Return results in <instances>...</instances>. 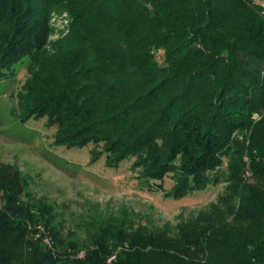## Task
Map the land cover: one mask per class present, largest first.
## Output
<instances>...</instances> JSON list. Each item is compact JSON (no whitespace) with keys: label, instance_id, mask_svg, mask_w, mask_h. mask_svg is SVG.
Here are the masks:
<instances>
[{"label":"trees","instance_id":"1","mask_svg":"<svg viewBox=\"0 0 264 264\" xmlns=\"http://www.w3.org/2000/svg\"><path fill=\"white\" fill-rule=\"evenodd\" d=\"M256 1L264 3L0 0V77L28 57V77L17 94L21 122L45 117L59 146L103 145L107 158L136 157L146 177L171 173L179 197L211 183L221 158L230 157L232 134L249 129L251 115L264 109V6ZM61 7L72 22L49 51V16ZM250 135L248 163L239 171L247 170L251 182L241 190L240 208L260 213L264 116ZM24 191L17 170L0 164V264H50L51 252L45 258L20 254L19 234L4 242V230L17 231L31 219L21 202ZM94 224L95 251L88 246L83 255L88 264L115 257L116 246L125 251L109 264H159L148 260L152 256L162 264H264L262 226L235 240L214 230L174 241L134 228L124 217ZM48 237V243L58 239ZM58 244L75 253L85 247L67 238Z\"/></svg>","mask_w":264,"mask_h":264},{"label":"rangeland","instance_id":"2","mask_svg":"<svg viewBox=\"0 0 264 264\" xmlns=\"http://www.w3.org/2000/svg\"><path fill=\"white\" fill-rule=\"evenodd\" d=\"M256 3L264 6L263 2ZM71 22L72 15L66 7L50 13L46 49L52 51L54 42L65 37ZM28 61V57L24 58L11 69L3 70L0 77V164L12 165L24 180L21 202L34 220L27 219L17 231L3 232L7 243L20 235L17 242L20 254L32 251L45 258L51 252L55 258L50 264H88L83 255L88 246L91 252L95 251L91 239L94 222L120 217L134 228L174 241L188 235L208 236L214 230L222 239L225 236L235 240L250 236L257 226L264 227V206L257 210L260 213L249 207L240 208V200L246 197L241 190L251 179L247 170L239 171L242 162L248 163L251 130L264 116V109L251 115L249 129L232 134L230 157L221 158L222 166L211 173L216 176L211 183L174 197L175 181L171 173L162 180L146 177L134 165L136 157L120 161L107 158L103 145L90 144L81 149L59 146L55 143V128L48 126L45 117L21 122L17 94L28 77ZM261 76L264 78V72ZM234 143L242 146L243 153ZM250 201L247 198L245 204ZM48 233L50 236L54 233L57 242L48 243ZM59 238L85 247L77 253L66 248L60 251ZM122 251L125 249L116 246L112 253L116 257ZM115 257L105 259L104 264ZM148 260L159 264L163 261L154 256Z\"/></svg>","mask_w":264,"mask_h":264}]
</instances>
